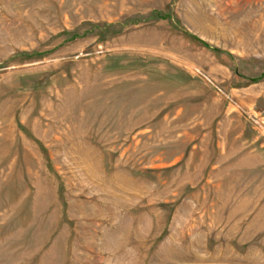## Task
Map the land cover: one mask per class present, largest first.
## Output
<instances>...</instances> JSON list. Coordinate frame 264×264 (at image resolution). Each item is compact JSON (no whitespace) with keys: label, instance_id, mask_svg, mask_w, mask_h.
Returning a JSON list of instances; mask_svg holds the SVG:
<instances>
[{"label":"rangeland","instance_id":"374dc122","mask_svg":"<svg viewBox=\"0 0 264 264\" xmlns=\"http://www.w3.org/2000/svg\"><path fill=\"white\" fill-rule=\"evenodd\" d=\"M0 264H264V0H0Z\"/></svg>","mask_w":264,"mask_h":264}]
</instances>
